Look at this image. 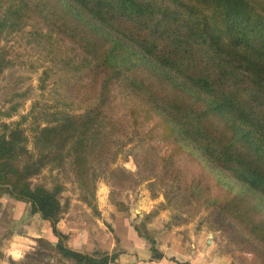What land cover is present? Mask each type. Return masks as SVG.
Returning a JSON list of instances; mask_svg holds the SVG:
<instances>
[{"label":"rangeland","instance_id":"obj_1","mask_svg":"<svg viewBox=\"0 0 264 264\" xmlns=\"http://www.w3.org/2000/svg\"><path fill=\"white\" fill-rule=\"evenodd\" d=\"M38 2L0 0V15L12 12L0 30V134L16 140L7 159L0 156V186L19 179L18 186L53 193L62 237L27 199L0 192L5 264H123L130 235L157 258L163 234L168 243L206 246L222 264H264V248L246 221L263 211L230 171L183 145L177 129L153 110L143 88L159 98L161 90L148 83L132 92L127 77L98 73L77 26L64 24L68 14L53 13L54 2L49 13L33 7ZM70 114L80 115L72 137L63 131ZM203 123L218 137L225 133L215 117ZM42 128L56 133H39Z\"/></svg>","mask_w":264,"mask_h":264},{"label":"trees","instance_id":"obj_2","mask_svg":"<svg viewBox=\"0 0 264 264\" xmlns=\"http://www.w3.org/2000/svg\"><path fill=\"white\" fill-rule=\"evenodd\" d=\"M51 2L53 13L68 14L67 27L78 28L84 53L93 57L98 73L127 77L132 92L148 83L161 90L159 98L143 88L155 101L153 110L177 129L183 145L216 169L230 171L241 192L264 213V0H39L33 7L49 13ZM11 15L1 13L0 30ZM79 116L65 119L63 131L70 137L78 131L74 119ZM208 116L221 124L225 133L220 137L204 125ZM41 132L55 134L56 129ZM4 136L0 156L7 159L16 140ZM19 183L2 184L0 192L27 199L32 211L49 221L52 233L62 237L54 194ZM246 221L264 248V217ZM65 252L92 263L87 255Z\"/></svg>","mask_w":264,"mask_h":264},{"label":"crops","instance_id":"obj_3","mask_svg":"<svg viewBox=\"0 0 264 264\" xmlns=\"http://www.w3.org/2000/svg\"><path fill=\"white\" fill-rule=\"evenodd\" d=\"M17 205V207L20 205ZM15 211V209H14ZM17 216H20L21 210L16 209ZM15 212V213H16ZM134 243L130 245L129 251L119 256L120 261H124L123 264H222L217 262L214 258H211L209 253V249L206 246H197L194 248V243L187 240L181 241L178 238L176 239V243H168L164 241L167 236L163 234L161 237V243L158 247V251H160L161 255L158 258L151 257V250L149 248H139L142 244V240L139 238H133ZM11 242V240H9ZM190 244V247H189ZM8 246L5 245V247ZM9 249V248H8ZM3 245L0 241V252H4ZM7 253H11L8 251ZM0 264H5L3 258L0 256Z\"/></svg>","mask_w":264,"mask_h":264}]
</instances>
